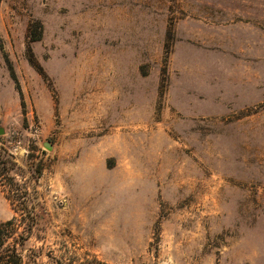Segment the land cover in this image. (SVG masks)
I'll list each match as a JSON object with an SVG mask.
<instances>
[{"label":"rangeland","instance_id":"rangeland-1","mask_svg":"<svg viewBox=\"0 0 264 264\" xmlns=\"http://www.w3.org/2000/svg\"><path fill=\"white\" fill-rule=\"evenodd\" d=\"M0 130L22 264H264V0H0Z\"/></svg>","mask_w":264,"mask_h":264},{"label":"trees","instance_id":"trees-1","mask_svg":"<svg viewBox=\"0 0 264 264\" xmlns=\"http://www.w3.org/2000/svg\"><path fill=\"white\" fill-rule=\"evenodd\" d=\"M15 167L16 164L11 155L0 151V186L2 188H6V182L9 185H15L13 179L8 176ZM39 173V169L31 172L30 178L33 182H37ZM35 196V191L27 192L19 208L12 209L14 216L0 223V264H22L21 256L24 243L39 225L40 213L34 201L36 200ZM6 197L11 203L10 193L7 190ZM9 241L11 242L10 244ZM51 261V263L57 264V260L51 259ZM91 264L100 263L97 260H93Z\"/></svg>","mask_w":264,"mask_h":264},{"label":"water","instance_id":"water-1","mask_svg":"<svg viewBox=\"0 0 264 264\" xmlns=\"http://www.w3.org/2000/svg\"><path fill=\"white\" fill-rule=\"evenodd\" d=\"M2 131L0 130V133H1ZM47 148H50V146H46Z\"/></svg>","mask_w":264,"mask_h":264}]
</instances>
